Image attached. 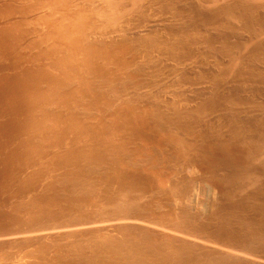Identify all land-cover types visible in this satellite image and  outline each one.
I'll list each match as a JSON object with an SVG mask.
<instances>
[{"label": "bare ground", "instance_id": "obj_1", "mask_svg": "<svg viewBox=\"0 0 264 264\" xmlns=\"http://www.w3.org/2000/svg\"><path fill=\"white\" fill-rule=\"evenodd\" d=\"M0 264H264V0H0Z\"/></svg>", "mask_w": 264, "mask_h": 264}]
</instances>
